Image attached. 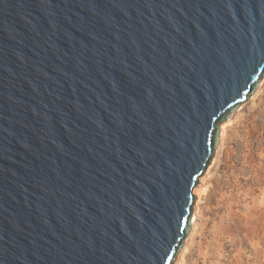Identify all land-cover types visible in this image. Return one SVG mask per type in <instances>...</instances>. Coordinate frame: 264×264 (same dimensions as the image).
<instances>
[{"label":"water","instance_id":"1","mask_svg":"<svg viewBox=\"0 0 264 264\" xmlns=\"http://www.w3.org/2000/svg\"><path fill=\"white\" fill-rule=\"evenodd\" d=\"M263 77L264 0H0V264H176Z\"/></svg>","mask_w":264,"mask_h":264},{"label":"rangeland","instance_id":"2","mask_svg":"<svg viewBox=\"0 0 264 264\" xmlns=\"http://www.w3.org/2000/svg\"><path fill=\"white\" fill-rule=\"evenodd\" d=\"M219 129L216 153L198 184L202 248L185 249L191 226L176 264L184 250L182 264H264V77Z\"/></svg>","mask_w":264,"mask_h":264},{"label":"bare ground","instance_id":"3","mask_svg":"<svg viewBox=\"0 0 264 264\" xmlns=\"http://www.w3.org/2000/svg\"><path fill=\"white\" fill-rule=\"evenodd\" d=\"M221 138H223V131H221ZM208 171H209V168H208V170L206 172H208ZM203 178L204 177L200 178V180L202 181ZM193 193L197 196L196 206H195V209H194V212H193V215H192L193 232L189 236V238H190L189 245L186 246L185 249L187 247H197V250L200 252L201 248H202L201 244L203 243V238H204L202 232H204V230L203 229H199L200 227L197 224V220H198V217L200 215V210L198 208V204H199V202L202 199V195L204 194V189H202L200 187V185H198L197 187L193 188ZM207 232L211 233L210 230H207ZM196 235L198 237L197 240H195ZM201 253H200V255H201ZM184 257H186L185 250L183 251L181 259H180V262H178V264H182V261H183Z\"/></svg>","mask_w":264,"mask_h":264}]
</instances>
